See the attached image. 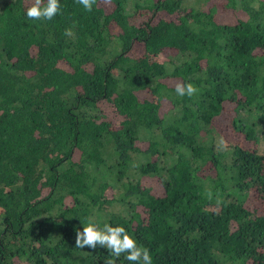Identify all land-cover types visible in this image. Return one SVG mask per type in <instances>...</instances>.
Returning a JSON list of instances; mask_svg holds the SVG:
<instances>
[{
    "label": "trees",
    "instance_id": "trees-1",
    "mask_svg": "<svg viewBox=\"0 0 264 264\" xmlns=\"http://www.w3.org/2000/svg\"><path fill=\"white\" fill-rule=\"evenodd\" d=\"M59 2L0 0V264H105L89 218L152 264H264V0Z\"/></svg>",
    "mask_w": 264,
    "mask_h": 264
},
{
    "label": "clouds",
    "instance_id": "clouds-1",
    "mask_svg": "<svg viewBox=\"0 0 264 264\" xmlns=\"http://www.w3.org/2000/svg\"><path fill=\"white\" fill-rule=\"evenodd\" d=\"M103 2L110 6L112 0H103ZM76 3L82 5L85 11L91 12L97 0H76ZM60 12L59 0H30L29 6L26 7V17L29 20L50 21ZM174 88L175 93L180 97L185 95L191 97L198 91L193 84H185L181 81H177ZM221 144L226 146L223 140ZM82 226V231L76 230L75 246L80 249H95L97 245L102 246L110 253V257L105 259V264H116V260L111 257L119 258L122 254H126L125 259L132 264H152L149 250L139 245L124 226L105 223L100 227L90 218Z\"/></svg>",
    "mask_w": 264,
    "mask_h": 264
},
{
    "label": "rangeland",
    "instance_id": "rangeland-1",
    "mask_svg": "<svg viewBox=\"0 0 264 264\" xmlns=\"http://www.w3.org/2000/svg\"><path fill=\"white\" fill-rule=\"evenodd\" d=\"M217 12H219L221 15L222 14H228V11L221 5V4H217ZM224 112L221 113V115L216 116L214 119V125L217 127V129H221L223 124H224ZM217 136V134H216ZM221 137V136H220ZM222 138V137H221Z\"/></svg>",
    "mask_w": 264,
    "mask_h": 264
}]
</instances>
